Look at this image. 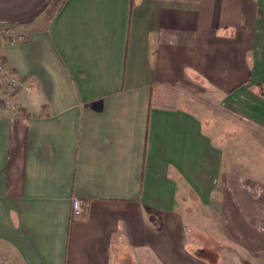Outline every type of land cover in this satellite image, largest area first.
I'll return each mask as SVG.
<instances>
[{
  "label": "crops",
  "instance_id": "1",
  "mask_svg": "<svg viewBox=\"0 0 264 264\" xmlns=\"http://www.w3.org/2000/svg\"><path fill=\"white\" fill-rule=\"evenodd\" d=\"M51 1L0 0L27 31L1 49L0 264H218L187 246L193 199L264 259V176L189 102L211 87L264 128V0H63L40 27Z\"/></svg>",
  "mask_w": 264,
  "mask_h": 264
},
{
  "label": "rangeland",
  "instance_id": "2",
  "mask_svg": "<svg viewBox=\"0 0 264 264\" xmlns=\"http://www.w3.org/2000/svg\"><path fill=\"white\" fill-rule=\"evenodd\" d=\"M62 2L63 0L50 2L40 27L47 26ZM0 26H8L27 34L24 28L22 30L16 25L0 23ZM0 41L3 43L6 40ZM4 75L7 77V74ZM189 102L203 118L205 130L223 148L230 168L250 176L248 178L251 181L256 180L252 176H264L263 127L226 107L221 94L211 87L196 91ZM258 194L263 196L264 190ZM197 206L200 205L193 199L190 207L185 210L187 246L191 252L218 264H264V259L255 257L240 242L225 236L222 225L217 224V217L221 222L219 212ZM235 233L240 234V231L235 230Z\"/></svg>",
  "mask_w": 264,
  "mask_h": 264
},
{
  "label": "built area",
  "instance_id": "3",
  "mask_svg": "<svg viewBox=\"0 0 264 264\" xmlns=\"http://www.w3.org/2000/svg\"><path fill=\"white\" fill-rule=\"evenodd\" d=\"M26 38L27 34L23 31H17L8 26H0V40H6L3 43L0 41V71L3 74H7L11 88H16L19 85V79L5 67V58L1 49L6 43L15 45L17 43L24 42ZM72 211L75 217L84 218L89 212V203L81 197L74 196L72 198Z\"/></svg>",
  "mask_w": 264,
  "mask_h": 264
}]
</instances>
